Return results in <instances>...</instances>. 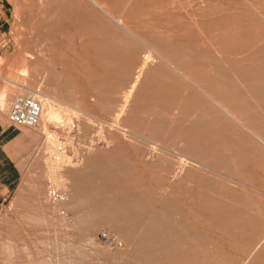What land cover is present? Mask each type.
Listing matches in <instances>:
<instances>
[{
  "label": "rangeland",
  "instance_id": "obj_1",
  "mask_svg": "<svg viewBox=\"0 0 264 264\" xmlns=\"http://www.w3.org/2000/svg\"><path fill=\"white\" fill-rule=\"evenodd\" d=\"M6 2L0 264H264V0Z\"/></svg>",
  "mask_w": 264,
  "mask_h": 264
},
{
  "label": "crops",
  "instance_id": "obj_2",
  "mask_svg": "<svg viewBox=\"0 0 264 264\" xmlns=\"http://www.w3.org/2000/svg\"><path fill=\"white\" fill-rule=\"evenodd\" d=\"M7 0H0V29L7 21ZM7 110V109H6ZM13 128L0 108V201L12 191L17 168L12 157L11 142L13 139Z\"/></svg>",
  "mask_w": 264,
  "mask_h": 264
},
{
  "label": "built area",
  "instance_id": "obj_3",
  "mask_svg": "<svg viewBox=\"0 0 264 264\" xmlns=\"http://www.w3.org/2000/svg\"><path fill=\"white\" fill-rule=\"evenodd\" d=\"M39 101L32 94L16 95L6 110V117L13 125L32 126L40 114Z\"/></svg>",
  "mask_w": 264,
  "mask_h": 264
},
{
  "label": "bare ground",
  "instance_id": "obj_4",
  "mask_svg": "<svg viewBox=\"0 0 264 264\" xmlns=\"http://www.w3.org/2000/svg\"><path fill=\"white\" fill-rule=\"evenodd\" d=\"M138 75V74H137ZM140 75V74H139ZM139 77V76H138ZM133 84H134V82H133ZM132 86V85H131ZM129 89V88H128ZM39 104H40V108H41V110H40V114H39V117H38V119H37V122H38V120L40 119V116H41V114H42V110H43V105H41V103L39 102ZM47 133V132H46ZM45 133V134H46ZM50 135V134H49ZM61 159V158H60Z\"/></svg>",
  "mask_w": 264,
  "mask_h": 264
}]
</instances>
